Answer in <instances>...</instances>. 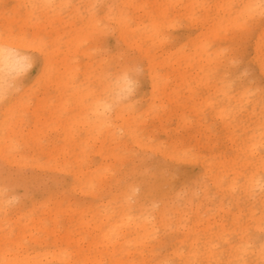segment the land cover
I'll use <instances>...</instances> for the list:
<instances>
[{
    "label": "rangeland",
    "instance_id": "1",
    "mask_svg": "<svg viewBox=\"0 0 264 264\" xmlns=\"http://www.w3.org/2000/svg\"><path fill=\"white\" fill-rule=\"evenodd\" d=\"M89 1L71 0L57 15L50 6L42 5V0H0V40L19 41L24 36L35 39L34 43L42 40L52 50L54 36L61 34L62 42L68 32L84 26ZM91 1L98 17L111 4L110 0ZM127 11L132 14L128 7ZM263 23L261 16L247 31H229L224 44L230 60L218 68L210 92L197 87L192 94L188 84L174 86L170 80L164 93H156L153 108L149 107L152 94L146 59L136 48L124 44L111 25L105 22V31L99 30L93 41L81 47L73 60L81 65L90 62L92 67L104 61L113 80L123 67L133 66L130 91L122 100L138 112L137 128L145 148L119 129L120 141L107 138L102 146L105 154L97 153L102 137L83 141L86 127L79 124L84 112L79 92L67 91L61 96L50 86L28 90L26 76L30 79L38 71L33 63L11 75L6 91L0 92V256L12 247L8 264H264V219L253 220L248 211L252 207L256 217L260 216L261 203L257 196L247 201L240 190L244 174L251 169L242 166L245 153L232 144L236 140L243 145L242 138L250 131L235 127L231 132L210 109L203 107L198 114L186 107L191 96L198 102L209 96L225 104L229 96L234 106L244 88H250L257 98L264 93V74L253 59V42ZM173 25L175 28H166L172 50L183 32L190 36L196 33L185 20ZM33 45L12 51L37 58L40 55ZM89 46L91 55L86 56L82 49ZM65 49L61 47L60 58ZM150 50L156 51L151 44ZM223 84L226 94L219 91ZM173 88L178 102L169 100ZM239 115L235 123L244 120L247 124L246 117ZM70 131L75 141L67 139ZM230 135L233 138H228ZM4 137H11L16 146L10 147ZM259 151L264 154V145ZM78 162L90 177L83 188L74 173ZM206 168L223 177L226 188L236 181L237 199L220 191ZM221 203L224 205L219 209ZM123 205L136 218L148 216L150 232L144 235L142 230H126L121 240L124 244L112 254L106 242L94 236V227L96 233L104 231V226L109 230L108 221L114 224L113 218ZM16 242L22 243L18 249Z\"/></svg>",
    "mask_w": 264,
    "mask_h": 264
},
{
    "label": "bare ground",
    "instance_id": "2",
    "mask_svg": "<svg viewBox=\"0 0 264 264\" xmlns=\"http://www.w3.org/2000/svg\"><path fill=\"white\" fill-rule=\"evenodd\" d=\"M134 1L110 0L111 4L106 8L104 15L98 17L92 10L93 1L90 0L87 3V6L90 7H88L85 15L84 26H80L77 29L74 28L68 32L66 40L62 42L59 40L61 34L54 36L55 48L52 50L48 49L44 41L40 40L34 43L31 41H35V39L27 40L23 38L24 36L19 41L7 38L1 39L0 92L6 91L9 83L8 79L11 75L21 73L33 63L38 71L30 79L26 76L28 90L35 91L36 88L41 86H50L56 89L61 96L67 91L79 92L78 99L84 110L79 124L86 127V137L83 141L89 143L93 138L97 141L99 137H102V144L97 149V153L105 154L106 149L102 146L107 138L115 142L120 141L119 129H123L128 138H132L141 148L147 147L142 143V137L140 132H138V112L134 110L130 103L122 100L123 95L130 91L129 82L131 79L129 80V78L133 73L131 72L133 71V66L127 65L123 67L118 72L116 80H113L110 72H108L109 70L103 63L104 61L99 63L98 67H92L90 62L81 65L73 60L75 54L81 50L83 45H88L93 41L95 33H98L99 30L105 31L106 27L103 24L106 22L109 27L111 25L124 44L136 48L138 55L146 59V72L150 79L152 94L150 108L154 107L157 98L156 93H164L170 80H173L174 86L188 84L189 91L192 94L196 92L197 87L205 88L210 92L214 87L215 76L219 73L218 68L230 60L227 51L228 47L224 44L225 41L229 40V31L244 32L250 29L251 22L261 17L259 9L251 6H258L261 0H144L141 3H134ZM70 2L71 0H42V5L50 6L53 12L56 11L54 14L59 15V10L63 6L70 4ZM127 7L133 15L127 11ZM74 10L79 13V6L75 5ZM141 10L142 12L139 13L138 11ZM61 19V17H58V20ZM179 19L185 20L191 28L196 30V33L190 36L183 32L180 37L178 36L181 40L180 43L173 47L174 50H172L170 48V35H167L166 28L174 27L173 22ZM216 42H219V44H216ZM145 43L147 45H144ZM32 44H34L33 48L40 55L37 58L30 59L23 51H12V49L19 48L22 45L30 46ZM150 44L155 47L156 51L153 53H151ZM62 46L66 47V52L60 58L59 53ZM89 48L90 46L87 48L83 47L82 52L84 55H91ZM253 48L255 64L260 72L264 74V23L260 26V31L255 36ZM69 53H72L71 57ZM78 74L82 75L81 78ZM226 90L227 88L224 84L219 87V91L225 92L224 94H226ZM171 93L169 100L178 102V95L176 96L174 88ZM238 96L237 103L234 106L231 105L229 96L226 104V101L220 103L212 101L209 96L198 102L193 98L194 96H191L190 99L192 100L186 107L193 109L198 114L203 111V107L210 109L211 115L215 119H219L223 127L231 132L235 130V127H242L245 132L250 131L246 138H242L243 145L236 143V140H233L232 144L236 145L235 149L237 151L242 150L245 153L246 159L240 160L242 166L245 165L246 169H251L250 173L244 174L245 177L240 190H242L247 201L253 199V196H257L261 205L257 203L262 207L260 208L262 212L258 217H256V211L252 207L248 208L249 216L253 220L264 219V154L259 151L264 145V93L257 98L256 95L253 96L250 88H244L239 92ZM161 106L166 111L164 102H162ZM244 111L246 112L245 115ZM238 115L240 118L246 117L245 121L247 124L243 122L244 120L235 123ZM66 137L69 141L76 140L71 131ZM228 138H233V136L230 135ZM4 140L9 143L10 147L16 146L11 141V137H7V140L4 137ZM80 140L82 139L80 138ZM83 141H80V143H83ZM78 144L76 143V145ZM166 154L171 155L170 152H166ZM77 168L78 170L74 172L75 177L78 185L83 188L86 186L84 181L85 183L89 182L90 177L87 178L80 162H78ZM206 169V173L210 174L213 183L220 191H224L231 198L237 199L235 197L236 181H232L229 188H226L223 186V177L213 174L211 168ZM128 188L127 191L129 190ZM254 203L256 204V202ZM223 205L224 203H221L219 209H222ZM124 206L121 207L115 217L113 215L114 224H111V217L109 218V230H106L107 227L105 228L104 226L103 228L106 231L100 229L99 233H96L97 227H94V236L99 235L106 242V247L111 248L112 254L124 244V241L121 240L127 231L139 233V230H142L144 235L150 232L151 221L149 217L140 216L136 218ZM16 245L18 249L22 246V243L16 242ZM13 249L9 247L2 252L0 258L4 262L0 264H8L7 261L12 255ZM17 261L20 262V260Z\"/></svg>",
    "mask_w": 264,
    "mask_h": 264
},
{
    "label": "snow or ice",
    "instance_id": "3",
    "mask_svg": "<svg viewBox=\"0 0 264 264\" xmlns=\"http://www.w3.org/2000/svg\"><path fill=\"white\" fill-rule=\"evenodd\" d=\"M251 7L258 8L260 15L264 17V0H261V3L258 6L253 5ZM129 86L131 87V82H129Z\"/></svg>",
    "mask_w": 264,
    "mask_h": 264
}]
</instances>
